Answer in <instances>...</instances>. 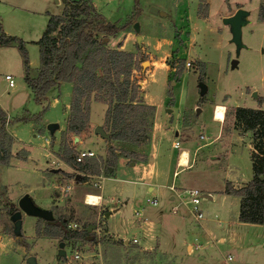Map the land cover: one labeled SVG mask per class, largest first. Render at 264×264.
<instances>
[{"label":"rangeland","instance_id":"374dc122","mask_svg":"<svg viewBox=\"0 0 264 264\" xmlns=\"http://www.w3.org/2000/svg\"><path fill=\"white\" fill-rule=\"evenodd\" d=\"M92 1L97 11L109 21L120 23L129 17L127 28L104 37L103 45L134 54L136 65L132 66L131 76L138 83L139 96L142 100V94L148 93L161 111L154 128L151 109L135 108L129 119L146 131L148 138L144 142L149 137L151 141L154 130L155 143L165 150L172 148L174 158L170 170L178 169L172 178L181 182L182 187L172 184L179 188L199 187L203 194L199 198V207L204 215L198 221L190 214L187 224L193 229L201 228V221L207 214L206 207H213L212 213H218L223 177L246 180L240 183L229 181L227 185L233 187L244 184L251 177L248 141L252 131L243 133L245 130L241 126L234 125L230 108L243 105L264 109V20L258 16L259 10L264 13V0H136L139 13L131 17L134 0ZM152 6L164 14L152 12ZM238 7L247 9L249 13L248 21L241 27L244 46L236 53L228 26L221 22V17ZM46 19L45 12L21 11L0 2V33L5 29L9 34L21 35L25 40L27 60L30 59L32 65L38 63L39 51L38 45L29 40L40 36ZM135 21L139 26L137 32L132 28ZM137 33L141 35L138 40ZM101 36L102 33H96L97 38ZM192 54L202 60L203 67L193 61ZM233 58L236 63L232 66L230 61ZM181 59L180 73L175 75ZM185 60L190 61L187 67L184 66ZM77 63L80 64L79 61ZM201 71L203 76L198 80ZM4 73L12 75L13 86H8L1 78ZM22 75V58L17 46L0 44V105L9 114L2 110L7 121L6 130L12 136L9 157L7 161L0 162V264H28V255L34 256L36 264H168L174 262L173 257L177 258L178 264H198L197 254L202 250L212 256L214 264H224L227 254L231 264H264V223L250 225L234 219L238 205L237 195L233 193H228L223 204L231 235L220 243L213 236L208 241L210 244H206L208 248L195 249L181 261L179 257L186 253L187 238L180 243L168 235L162 245L156 241L146 249L137 240L132 241L134 237L125 242L121 237L108 235L102 217L96 215L95 205L84 200L87 192V199L97 204L99 197L90 191L97 188L92 186L88 176L84 182L76 176L85 171L81 169L84 162L91 165L89 170L86 169L88 171L96 172L101 168L107 172L104 158L95 153L93 157H84L76 163L74 157L77 152L74 151L71 166L62 162L63 140L69 145L74 140L69 137L71 134L56 131V128L49 134L43 123L46 119L62 123V106L68 97L64 89L54 86L49 97L54 95L59 103H37ZM199 81L206 85L202 94L198 92ZM252 92L256 95L253 96ZM90 102L100 103L92 97V92L85 100L87 112ZM42 106L45 109L41 113ZM39 112L38 117L30 120H13L15 116ZM216 120L222 121L223 131ZM30 121L32 123L28 126ZM81 131L79 136L83 134ZM202 134L204 137L200 136ZM174 141L178 144L174 145ZM121 142L113 143L115 157L117 154L138 159L144 157L141 153L129 151V147ZM196 145L199 147L193 148ZM91 147L98 148L95 144ZM180 147L188 149L186 166L177 164ZM208 189L212 200L206 197ZM24 193L35 205L51 210L55 231L59 229V221L66 219L67 228L79 229L89 225V234L83 238L66 239L62 238L60 230L56 235L37 234L35 224L42 229L45 219L22 211L20 232L14 234L10 215L18 209L17 200ZM137 209L140 210L139 207ZM211 222L212 226H218L216 220ZM188 238L195 241L189 235ZM60 241H63V254L58 253ZM75 250L77 257H73Z\"/></svg>","mask_w":264,"mask_h":264},{"label":"trees","instance_id":"16d2710c","mask_svg":"<svg viewBox=\"0 0 264 264\" xmlns=\"http://www.w3.org/2000/svg\"><path fill=\"white\" fill-rule=\"evenodd\" d=\"M61 2L63 3L61 13L48 16L44 29L35 41L39 48V64L35 75L29 74L26 50L19 37L1 32L0 44L14 42L17 46L23 64L22 78L31 89L35 102L41 103L45 100L47 90L60 81L71 82L69 109L65 121L67 132L78 134L86 126L88 112L85 100L92 92L95 100L106 104L102 124L109 134L107 139L144 142L148 138L146 131L129 119L135 108L153 110L152 105L141 100L138 83L131 76L136 58L131 51L105 47L102 41L107 35H114L126 29L129 17L117 23L107 20L90 0ZM136 4L134 0L130 17L139 13ZM258 16L264 20L262 11L259 10ZM96 33H102L101 38H97ZM192 56L193 61L203 67V62ZM182 62L181 59L174 71L175 75H179ZM200 76H203L202 71L197 77L198 80L202 79ZM44 109L45 106H42L41 113ZM230 109L234 125L252 131V148L249 155L252 173L247 182L237 187L227 185L226 182L222 191L239 197L237 213L239 221L264 223V109L243 105H233ZM39 114L40 112L36 115L15 116L13 120L26 121L38 117ZM6 124L5 115L0 109V162L7 161L10 154L12 136L7 132ZM74 153V149L63 140L61 158L70 162ZM115 158V147L108 143L104 157L106 171L114 166ZM90 166V163H84L81 169ZM77 178L85 179L79 174ZM55 225L45 220L42 229L35 224V233L56 235L60 230L63 239L83 238L89 234L86 226L79 229L67 228L66 219L59 221L57 231L54 230Z\"/></svg>","mask_w":264,"mask_h":264},{"label":"crops","instance_id":"0c3cea01","mask_svg":"<svg viewBox=\"0 0 264 264\" xmlns=\"http://www.w3.org/2000/svg\"><path fill=\"white\" fill-rule=\"evenodd\" d=\"M90 1L93 3L92 0ZM0 2L10 7L12 6L13 8H16L17 10H21V11L45 12L47 14V18L49 15L52 14H60L63 8V3L61 2V0H0ZM54 10H59V11L56 12ZM3 32L5 35H12L9 34V32L6 31L5 29H3ZM13 36H17V35H13ZM20 36L17 37H19L23 42H25V40H23L22 37ZM38 37L35 39H30L29 41L35 42L38 39ZM7 45H15V43L11 42ZM195 57L201 60L197 56ZM27 63H28L29 74L32 76L35 75L37 66L39 64V60L36 65H32L33 62H30V59L27 60ZM1 78L4 80L3 74ZM64 86L66 88H64ZM51 88L47 90L46 98L41 102H47V105L50 103H51L50 105H56L59 103L58 102L59 100H57L54 95L53 97H49ZM55 88L59 90L64 89L63 91H65V95L68 97L67 101H64L62 106L63 116H64L62 123L56 122L58 124L56 127V131L59 130L61 132V131H66L65 121L67 116L66 112H68L69 109L71 83L69 81H60L57 85H55ZM146 97H148L150 100H148V98ZM142 101L143 103H147L153 106L152 127L154 128L157 123V117H158L157 115L159 111H161L159 105L157 102H154L152 100V98L148 95V93L145 92L142 94ZM105 107L106 104L103 102L100 103L90 102L87 126L85 127V129L81 131L83 132L82 136H79L78 134H74L72 132H67V131L66 132L68 135L71 134V136L69 137L72 140H74V142H72V144L69 146L72 147L75 152L79 150L89 149L94 154L98 153L99 157L104 158L105 147H106L105 144L107 145L108 143H111L113 145V143H118L122 141L123 143H125V145H127V147H129L128 148L129 151L131 150L133 152L141 153L144 155L143 158L138 159L123 154H117L114 166L111 167V169L109 168L107 172H104L103 169L101 168H99V170H96V172L94 171L91 172L88 171L90 167H88V170H86L87 168L86 169L84 168L82 170L85 171L80 172L82 176L84 177L88 176V178L92 180V183L94 181H97L96 185H92L95 186L97 189L90 190V191H94L95 195L98 194L99 196V202L97 204H93L95 205L93 208L97 211L96 215L102 217V222L104 223L107 234L113 238L121 237V239H123V241L125 242H127L130 237H134L139 242V244L146 249H150V247H152L156 241L160 242V244L162 245L164 242H166L167 240L166 238H168V235L174 236L175 237L174 239L177 240L176 242H180V243H182V241L184 243V239L187 238V243L185 244L186 253L185 255L179 257L180 258L179 261H181L183 257L187 255L188 256L191 255L193 252H195V249L199 250L202 248H208L209 246H207L206 244H210V242L208 241H210V239L213 236L220 243L223 242L224 239H226L227 235L228 236L231 235L232 232H230L229 231L230 229H228L229 224L227 220V214H225V210L223 207L225 201L224 198L228 195V193L223 192V194L221 195L220 197L221 199L219 200V205H218L219 207L218 213L216 212L212 213V211H214L215 208L211 207L210 209H208L206 207L207 214L205 218L201 221V224L203 226L197 229L190 228L187 224V219L188 216H190V213L188 211L187 205H185V203L182 201L183 198L182 194L181 193L177 194L175 191L169 190L167 187L168 184L170 183H174L177 184V186L182 187L181 182L173 181L172 178L173 174L178 171V169L174 170V168L170 170L171 162L174 158V155H172L171 152L172 148L165 150L164 148L159 147L157 143H155V137L153 134L154 130H152L151 132L152 134L151 141L149 137L148 141L140 142V143H133L124 140L107 139L101 137L99 134L93 131V126L96 123H100L101 125V122L103 121V114ZM0 109L6 113V110L2 108L1 105H0ZM216 121H218L220 124L222 122L219 120ZM49 122H55V121L49 120ZM30 123H32V121L28 122V126L30 125ZM47 123L48 120L46 119L43 125H45L46 127ZM221 131H223L222 124H221ZM246 132L247 130H245L243 133ZM52 133L53 132H49V134ZM174 133L175 135H177L175 130ZM218 133L219 132H217L214 135V138L218 135ZM74 136H76V138H74ZM202 137H204L203 134ZM76 139L78 141H76ZM44 140L46 141L47 139L45 138ZM172 142L173 141L169 142L171 143V146L173 144ZM93 144H95L98 147L96 150L92 149L91 145ZM248 144H249L248 150L250 152L252 148L251 137H249ZM180 145L181 144L179 143V146ZM197 145L194 146L193 148H198L199 146ZM182 148L185 147H180L178 151L180 152ZM186 151H188V149ZM179 152H177V154ZM89 157H93V156H89ZM186 157H188V155ZM176 158H178V155ZM62 162L69 166H71V164L73 163L72 159L70 162H66L64 160ZM84 163H89V162H84ZM186 165L187 164L182 166H186ZM88 178H85L84 180H82V182L88 180ZM229 181L232 183H237V182L240 183L246 180L235 181L234 177H230V178L223 177L220 190H223L225 183ZM151 197L156 198L157 200L156 205L152 206L149 203V199ZM206 197L211 200L213 198L209 189L207 190ZM238 200L239 197L237 196V205H238ZM173 206H175L176 208L174 212L171 211V208ZM138 207L140 208V211L137 213L135 210ZM237 213H238V209H237ZM237 213L236 214L234 213V219H237ZM212 220H216V223L218 224L217 227L212 226V222H211ZM237 221L239 223H248L250 225L258 224L251 222H243V221H239L238 219ZM215 230H219L220 232H216ZM134 232H137L139 236L137 233L135 234ZM188 235L191 236L192 240L195 241H190L191 239L188 238ZM201 240H203L204 242L203 245L201 244ZM173 251H175V249ZM197 255H198L197 256L198 264H201V262H208V261H210L209 262L210 264H214V261L211 260L213 259L212 256L210 254H207L205 250H202ZM228 256L229 255L227 254L226 257L224 258V264H231L229 262L230 256L229 257ZM173 259L174 262H170L168 264H178L177 258L173 257Z\"/></svg>","mask_w":264,"mask_h":264},{"label":"water","instance_id":"95a60500","mask_svg":"<svg viewBox=\"0 0 264 264\" xmlns=\"http://www.w3.org/2000/svg\"><path fill=\"white\" fill-rule=\"evenodd\" d=\"M150 10L152 12H158L159 14H164L163 11L158 10L154 6L150 7ZM248 13L249 11L247 9L238 7L231 14L221 17V22L228 26L229 33H230V41L233 43L236 53L241 47L244 46V43L242 42V39H241V27L248 21L247 19ZM132 28L135 32L138 31L139 26L136 21L132 23ZM139 38H140V34L137 33L136 39L138 40ZM189 53L191 54L192 52L190 51ZM230 63L233 66L236 63V59L235 58L231 59ZM171 82L172 81H170V83ZM197 86H198L199 94H202L203 92H205L206 85L204 84L203 81H199L197 83ZM252 95L255 96L256 95L255 92H252ZM196 110H198V108H196ZM57 125L58 124L56 122H48L46 124V128L49 132H53V130L57 127ZM93 131L99 134L103 138H108L109 136L108 132L105 131L102 125L100 124H95L93 126ZM74 138H76V136H74ZM17 205H18V209H15L10 215V218L12 220V231L16 235L19 234L20 232V225H21L20 213L21 211L26 214L42 217L48 222L53 221L51 210L48 208L35 205L26 193H24L18 198ZM86 229L89 230L90 226L88 225ZM58 245L60 247L58 250V253L63 254L64 250L61 247L63 245V241H60ZM26 262L28 264H36V261L33 255H28L26 257Z\"/></svg>","mask_w":264,"mask_h":264},{"label":"built area","instance_id":"2783aa9c","mask_svg":"<svg viewBox=\"0 0 264 264\" xmlns=\"http://www.w3.org/2000/svg\"><path fill=\"white\" fill-rule=\"evenodd\" d=\"M189 64H190V61L189 60H185L184 61V66L185 67H187ZM3 78H4V80H5V82L7 83L8 86H13L14 81H13V77H12L11 74L5 73V74H3ZM200 136H202V135H200ZM177 144H178V141H174V145H177ZM93 155H94V153L91 150H89V149L79 150V151H77V153H76V155H75L74 158H75V160L77 162H79V161H82L84 157H89V156H93ZM177 164H178V158H177ZM92 184L93 185H96L97 184V181H94ZM167 187H168L169 190H173L177 194H180V193L182 194V197H183L182 198V201L185 204H187L188 211L193 216V218L195 220H198L199 221L203 217V211L199 207V201H200L199 198L203 194H201V191H200L199 188L194 187V186L179 188V187H176L172 183L168 184ZM86 195H87V193H85V195H84V200H85V196ZM97 196H98V194H97ZM149 203L151 205H156L157 204L156 198L151 197L149 199ZM175 209H176L175 206H173L171 208V211L174 212ZM135 211L138 213L140 210L136 209ZM73 224H75V223H73ZM132 241H136V238H132ZM77 256H78V253L75 250V252H73V257H77Z\"/></svg>","mask_w":264,"mask_h":264},{"label":"bare ground","instance_id":"6f19581e","mask_svg":"<svg viewBox=\"0 0 264 264\" xmlns=\"http://www.w3.org/2000/svg\"><path fill=\"white\" fill-rule=\"evenodd\" d=\"M187 151L186 150H180L179 154H178V164H184L185 161H186V156H187ZM179 160H180V163H179ZM88 194L86 195L85 197V202L88 203V204H94V203H91L87 198H88ZM99 197V196H98Z\"/></svg>","mask_w":264,"mask_h":264}]
</instances>
